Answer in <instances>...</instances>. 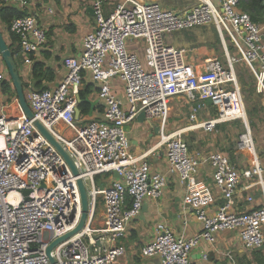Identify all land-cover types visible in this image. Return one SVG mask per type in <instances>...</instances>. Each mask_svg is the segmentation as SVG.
Returning <instances> with one entry per match:
<instances>
[{
	"label": "built area",
	"instance_id": "2783aa9c",
	"mask_svg": "<svg viewBox=\"0 0 264 264\" xmlns=\"http://www.w3.org/2000/svg\"><path fill=\"white\" fill-rule=\"evenodd\" d=\"M90 2L95 26L84 35L81 53L63 59L66 73L55 87L29 89L26 94L33 118L26 117L16 95L0 105V264H50L47 246L79 220V178L93 212L79 233L57 244L50 254L57 264H117L125 254L117 241L125 237L144 200L157 199L166 186L165 177L151 170L145 153L130 151L125 126L140 112L145 119L157 121L166 170L183 186V206L201 225L197 234L187 236L176 235L158 222L141 254L156 257L157 264H198L191 258L192 251L201 241L213 245L216 234L228 230L237 233L243 250L262 247L264 166L250 129H244L236 145L248 156V166L242 167L218 150L191 153L184 137L188 131L214 133L223 122L244 120L233 70L235 57L226 55L228 68L209 57L197 69L187 62L185 50L174 46L168 36L214 25L223 45L226 34L255 75L258 91H264V21H252L238 8L239 0H193L183 6H168L160 0H120L107 15L103 0ZM3 4L25 9L29 0H0ZM8 30L18 37L19 52L14 59L19 56L24 65H31L46 41L44 29L28 13L14 18ZM132 39L143 40V61L128 48ZM85 73L97 82L103 112L100 118L80 124L75 110ZM4 78L0 66V84ZM119 83L122 97L117 91ZM174 98L188 105V124L169 131L166 123ZM209 108L215 114L202 118L209 115ZM34 120L70 156L77 175L35 127ZM261 141L264 145V136ZM205 164L211 170V185L197 178ZM113 171L120 177L114 178ZM103 174H107L105 181L100 177ZM242 182V189L249 191L244 199L250 205L246 211L235 210ZM254 186L260 194L257 205H252ZM218 196L221 201L215 205ZM99 200L105 224L93 227ZM207 257L202 254L203 259Z\"/></svg>",
	"mask_w": 264,
	"mask_h": 264
},
{
	"label": "crops",
	"instance_id": "0c3cea01",
	"mask_svg": "<svg viewBox=\"0 0 264 264\" xmlns=\"http://www.w3.org/2000/svg\"><path fill=\"white\" fill-rule=\"evenodd\" d=\"M114 2L115 0H103V5H106L104 9L110 12L113 8L110 5H114ZM89 8H91L90 0H29V4L25 9L36 18L38 25L44 29L46 36L44 45L33 57L35 60L42 62L53 76L51 81L44 80L42 82L43 86H47V88L55 87L66 73V69L62 64L63 59L81 53L84 35L93 30L95 26L94 16L88 13ZM5 41L8 44L10 42L9 37ZM198 50H200L197 52L200 56L208 53L203 47H199ZM18 58L19 75L24 82L30 85L31 89L33 82L30 80V71L33 63L24 65L22 58L19 56ZM2 65L3 63L0 62L1 67ZM97 89V82L92 80L90 74L85 73L80 90L84 91V101L87 102L88 109L86 113H82L78 106V109H80L78 123L81 124L101 117L103 103L98 99ZM117 91L118 95L122 97L120 83ZM86 100L95 101V103L91 106ZM156 126H158V123L155 120L131 123L128 126L127 134L131 141L132 154L145 153V160L149 163L151 170L165 177L166 186L157 199L146 198L144 200L146 204L145 212H140L138 217L129 223L125 237L117 241V244L122 245L125 249V254L118 259L117 264L158 263L156 257H147L141 254V248L154 236L155 225L158 222L165 223L167 228L176 235L184 233L187 236H192L200 231V223L192 215V212L183 206V186L175 176L169 174L166 170L164 149L159 146V134L155 130ZM197 178L208 185L212 184L210 171L207 170L205 165L200 168ZM244 183L241 184L240 198L235 207V210L238 211L250 209V205L244 201L245 196L249 193L248 190L242 189ZM253 195L255 202L252 205H257L256 203L260 202L257 186L253 187ZM220 201L221 198L218 196L217 199L215 198L214 204H219ZM99 215L100 220L97 217L95 218L94 215L92 223L95 224L97 221L98 224H95L96 226L92 224L93 227L104 226V209L101 208ZM203 253L207 254V259L202 258ZM227 253L235 264H263L264 262L263 249L258 254L243 250L237 233L231 231L218 232L213 245L201 241L199 246L192 251L191 258L198 264H232V261L226 255Z\"/></svg>",
	"mask_w": 264,
	"mask_h": 264
},
{
	"label": "rangeland",
	"instance_id": "374dc122",
	"mask_svg": "<svg viewBox=\"0 0 264 264\" xmlns=\"http://www.w3.org/2000/svg\"><path fill=\"white\" fill-rule=\"evenodd\" d=\"M120 0L114 2V5H110L113 8L116 6V4L119 2ZM162 4L168 5V6H183V5H188L193 3V0H160ZM112 8V9H113ZM2 34L4 35L5 39H8V33L5 30H2ZM193 32V34H195L197 37L194 41L192 40H187V44L185 46H183V49L185 50V57L186 60L189 64H193L196 66L197 69L201 68L202 63L204 62V60L206 58L209 57H215L218 60H220L222 66L224 68H228V60L226 55L228 54L230 57H235V59H238V56H236L235 53V49L232 47V49L229 51L228 47L232 46L230 44V41H228L226 39V36H224V42L227 48V52H225L222 42L220 40V44H217V42L215 41V39L213 38L214 36V32L212 30L211 25H207L205 27L202 28H196L193 31H191V33ZM226 35V34H225ZM210 38H209V37ZM205 37H208L209 39H206ZM173 34L168 36V40L172 43L173 42ZM192 41V42H191ZM208 41H212L215 45L213 48H211L207 42ZM191 43V44H190ZM192 43H196V44H200L199 46L196 47H192ZM143 40L142 39H132L131 42L128 44V48L130 50H133L134 52L137 53L138 57L143 61L144 60V53H143ZM176 46V45H175ZM182 46V45H181ZM177 47H179L177 45ZM199 47H203L205 48L208 53L207 55H203L200 56L197 52L200 51L198 50ZM180 48V47H179ZM197 49V51H196ZM1 60V58H0ZM16 63L19 65V58H16ZM1 62V61H0ZM242 62H234V66L237 67L238 64H241ZM239 67V66H238ZM2 69L4 70V79H9V77L6 75L5 72V67L4 65H2ZM233 70L236 71V68ZM236 75V74H235ZM236 81L238 84V88L239 91L241 93L242 96V101H243V106H244V112H245V118H246V122H248V126H246L245 121H239V120H234V121H230L225 123V125H223L222 127H219L217 132L214 133H207L202 129H197V130H193V131H188L186 133H184V137L185 140L187 142V140L192 137V141L190 143H192L193 147L192 150L190 151L191 153H193L194 151H203L205 153L207 152H212V151H221L224 152L228 155L229 150H232V148L234 146L237 145L238 142V138L239 135L244 131V129H246V127H248L251 131L253 140H254V146L259 154V162L261 163L262 166H264V145L262 144L261 138L264 136V123L263 122H259L258 118H254L255 121V126L251 127L249 125V120H248V115H247V104L245 102V97L243 92H241V87L240 84L237 80V75H236ZM30 88H27L26 90H24L25 96L26 94H28V90ZM258 91V89H257ZM259 92V91H258ZM263 92V97H260V101L262 103H264V91ZM10 97L8 98L7 95L3 94L1 92L0 89V105L3 102H7L9 101ZM213 110L212 108L208 109V116H204L202 118L206 119L210 116V114H212ZM188 118V105L181 99H177L174 98L171 103H170V115H169V119L167 120V129L169 131L171 130H175V129H179L182 128V126H185L188 124L187 121ZM244 118V119H245ZM147 121V119H145L143 122ZM138 123L137 120L132 121L131 123ZM143 122H139V123H143ZM130 151L132 152V150L130 149ZM242 153V158L239 157L238 155H236V159L237 162L239 163V166H248V162L245 158V153ZM248 157V156H246ZM205 167L207 168L208 171H211L210 168L205 164ZM100 177H103L104 181L107 180V174H103ZM87 186L89 187V183L87 182ZM101 187L105 186V183L102 182L100 184ZM101 208L103 209V204L100 202V200L97 202L96 207L94 209V215L95 218L97 217L98 220H100V210ZM94 226H96L98 224V222L96 221L95 224L92 223ZM235 232L234 230H228V231H224V232ZM262 231L264 234V225L262 226Z\"/></svg>",
	"mask_w": 264,
	"mask_h": 264
},
{
	"label": "trees",
	"instance_id": "16d2710c",
	"mask_svg": "<svg viewBox=\"0 0 264 264\" xmlns=\"http://www.w3.org/2000/svg\"><path fill=\"white\" fill-rule=\"evenodd\" d=\"M104 6H106V5L104 4L103 7ZM238 8L244 12H247L252 21L258 22V23L264 21V0H239ZM108 13H109V11H107V10L104 11L105 15H107ZM26 14H28L26 9H18L13 5H5V4L0 5V27L2 30H5L8 33V37L10 40V42L8 43V46H9L10 50L12 51L13 56H15L19 52L18 37L15 34L11 33L8 30V28L11 24V21L14 18L24 16ZM202 27H205V26H200V28H202ZM211 27H212V30L214 32L213 38L215 39L217 44H220L219 35H218L216 28L212 24H211ZM197 28H199V27H197ZM193 30L194 29L174 32L172 44L174 46L176 45V47L178 45L180 48H183V46H185L187 44V40L188 41L189 40L194 41L197 36L195 34H193V32L191 33V31H193ZM224 36H226V39L228 41H230V44L232 45V46L228 47V50L230 51L233 47L235 49L236 56H238V59H235L234 62H242L241 64H238L239 67L238 66L235 67L234 62H233V67H234V69L236 68V71L234 70V72L237 75V80L240 84L241 92H243L244 97H245V102L247 104V115H248L249 125L251 127H254L255 126L254 118H258L259 122L264 123V103H262L260 101V97H263V92L257 91V80H256L255 75L249 69L247 64L241 59L240 53L237 51V49L235 48V46L233 45V43L231 42L229 37L227 35H224ZM205 38L209 39L208 37H205ZM192 44H193L192 47H196V46L200 45V44H196V43H192ZM207 44L211 48H213L215 45L212 41H208ZM32 59L34 61L32 64L31 71H30V80L33 82V87H31V89H34V90L46 89L47 86H43L42 82L44 80L51 81L53 79V76L49 72L50 70L47 69L42 62L35 60L34 57H32ZM6 75L8 76L7 72H6ZM22 82H23V89L24 90H26L27 88H30L29 87L30 85L28 83L24 82L23 80H22ZM0 89H1V92L3 94L7 95L8 98L15 96V90L12 86L10 78L9 79H3V81L0 84ZM79 96H80L82 101L78 104V106L81 109L82 113H86L87 109H88V104H87V102L84 101V99H85L84 91L80 90ZM213 114H215L214 110H213L212 114H210V116H212ZM225 123H227V122H223V123L219 124L218 128L225 125ZM192 139L193 138L190 137L187 140V143L189 146V151H191L192 150L191 147H193L192 146L193 144L190 143L192 141ZM236 155H238L241 158L243 156L242 153L237 149V147L234 146L232 148V150H229V153L227 156H228L229 160L234 165H236L237 167H242V165L239 166V163L237 162V159H236V157H237ZM262 249L264 250V244L262 247L257 248V249H253L251 252L254 254H258V253H261ZM263 264H264V262H263Z\"/></svg>",
	"mask_w": 264,
	"mask_h": 264
},
{
	"label": "water",
	"instance_id": "95a60500",
	"mask_svg": "<svg viewBox=\"0 0 264 264\" xmlns=\"http://www.w3.org/2000/svg\"><path fill=\"white\" fill-rule=\"evenodd\" d=\"M170 9H174L173 7H169ZM88 13L90 15H93V10L92 8L88 9ZM220 37V36H219ZM224 43H222L223 45ZM223 48L225 50V52L227 51V48L225 45H223ZM0 58L1 61L6 69V72L11 80L12 86L15 90V95L19 101V104L24 112V114L26 115V117L28 119H32L33 118V113L31 111V109L29 108L27 101H26V96L24 93V89H23V82L22 79L19 75V69H18V64L16 63L14 56L12 54V51L10 50L7 42L5 41L3 34H2V29L0 27ZM77 101L78 104L82 101L80 96H77ZM88 101V100H86ZM89 104L91 106H93V104L95 103V101H88ZM79 114V109L78 107L75 110V117H77ZM136 120L138 122H143L145 120V114L143 112H140L137 116H136ZM246 126H248V122H246V118L244 119ZM33 124L35 125V127L40 131V133L46 137V139L55 147V149L60 153V155L63 157V159L65 160V162L67 163V165L70 167L72 173L74 175L78 174V171L73 163V160L70 158V156L66 153V151L62 148V146L58 143V141L53 138V136L37 121L34 120ZM159 127L156 126L155 130H157L158 132ZM125 130L128 131V126H125ZM112 176L114 178H119L120 176L117 174V172L113 171L112 172ZM77 186H78V190H79V195H80V206H81V211H80V217L79 220L77 222V225L70 230L69 232L55 238L46 248L45 253L49 259L50 264H57L56 260L51 256L50 252L51 250L59 243L67 240L68 238L76 235L77 233H79L84 227L85 224L89 222V218L91 215V213L93 212V209L89 204V195H88V191L83 183V181L79 178L77 179ZM27 192H25L26 194ZM146 210V204H142L141 207V213L145 212ZM88 219V220H87Z\"/></svg>",
	"mask_w": 264,
	"mask_h": 264
},
{
	"label": "clouds",
	"instance_id": "9594fccd",
	"mask_svg": "<svg viewBox=\"0 0 264 264\" xmlns=\"http://www.w3.org/2000/svg\"><path fill=\"white\" fill-rule=\"evenodd\" d=\"M2 62V61H1Z\"/></svg>",
	"mask_w": 264,
	"mask_h": 264
}]
</instances>
